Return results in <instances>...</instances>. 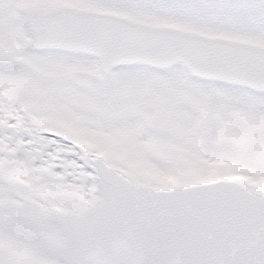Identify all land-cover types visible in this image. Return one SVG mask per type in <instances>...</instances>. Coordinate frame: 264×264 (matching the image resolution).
<instances>
[{
	"label": "snow or ice",
	"instance_id": "obj_1",
	"mask_svg": "<svg viewBox=\"0 0 264 264\" xmlns=\"http://www.w3.org/2000/svg\"><path fill=\"white\" fill-rule=\"evenodd\" d=\"M0 264H264V0H0Z\"/></svg>",
	"mask_w": 264,
	"mask_h": 264
}]
</instances>
